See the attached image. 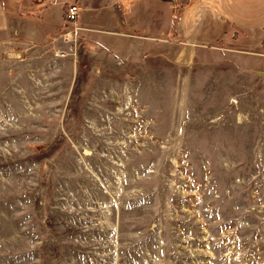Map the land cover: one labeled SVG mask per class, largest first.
<instances>
[{"label": "rangeland", "instance_id": "obj_1", "mask_svg": "<svg viewBox=\"0 0 264 264\" xmlns=\"http://www.w3.org/2000/svg\"><path fill=\"white\" fill-rule=\"evenodd\" d=\"M208 23L166 56L0 38V264H264V48Z\"/></svg>", "mask_w": 264, "mask_h": 264}, {"label": "crops", "instance_id": "obj_2", "mask_svg": "<svg viewBox=\"0 0 264 264\" xmlns=\"http://www.w3.org/2000/svg\"><path fill=\"white\" fill-rule=\"evenodd\" d=\"M71 4L80 10L78 35L97 39L118 34L128 55L166 56L173 46L182 47V52L188 46L183 30L203 17L217 35L213 49L225 51L229 46L240 54L254 55V49L264 48V0H188L177 10L171 40L168 0H0L2 42L41 48L59 41Z\"/></svg>", "mask_w": 264, "mask_h": 264}, {"label": "built area", "instance_id": "obj_3", "mask_svg": "<svg viewBox=\"0 0 264 264\" xmlns=\"http://www.w3.org/2000/svg\"><path fill=\"white\" fill-rule=\"evenodd\" d=\"M79 8L76 5H70L65 11V21L67 24L66 31L63 32V38L66 40L72 36L76 37L77 33L80 31V28L77 24Z\"/></svg>", "mask_w": 264, "mask_h": 264}, {"label": "trees", "instance_id": "obj_4", "mask_svg": "<svg viewBox=\"0 0 264 264\" xmlns=\"http://www.w3.org/2000/svg\"><path fill=\"white\" fill-rule=\"evenodd\" d=\"M64 20H65V16H64ZM66 22V21H65ZM66 29H67V24H66V28H65V31H66ZM63 31H64V29H63Z\"/></svg>", "mask_w": 264, "mask_h": 264}]
</instances>
